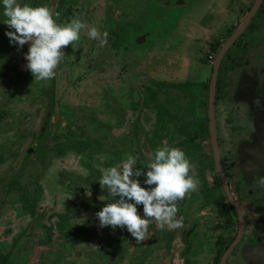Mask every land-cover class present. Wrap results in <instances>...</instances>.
I'll list each match as a JSON object with an SVG mask.
<instances>
[{"label": "rangeland", "instance_id": "1", "mask_svg": "<svg viewBox=\"0 0 264 264\" xmlns=\"http://www.w3.org/2000/svg\"><path fill=\"white\" fill-rule=\"evenodd\" d=\"M18 2L47 6L59 13L58 23L79 17L108 37L100 46L82 31L79 40L64 48L55 69V90L43 84L37 86L39 95L33 76L28 83L21 81L31 73L24 58L29 44H10L8 26L0 21V264H184L172 228L150 220L146 239L138 242L126 228H99L95 216L113 202L100 187L101 168L131 155L146 171L155 149L164 145L181 149L190 162L197 185L185 195L191 209L185 213L177 206V217L202 220L194 235L205 245L198 261L213 264L216 250L229 245L237 230L227 225L229 210L217 205L222 194L208 169L212 151L199 137L201 123L204 128L207 124L199 118L208 102L204 84L212 82L209 61L218 52L212 46L229 39L257 0ZM263 26L264 5L229 56L240 49L259 52ZM227 60L223 67L232 69ZM46 92L54 94V106L39 140L51 109ZM220 99L219 126L226 124L230 132L248 129L247 109ZM101 155L108 157L103 164ZM226 171L232 182L233 174L228 167ZM139 179L142 183L144 177ZM253 201L245 200V207L250 209Z\"/></svg>", "mask_w": 264, "mask_h": 264}, {"label": "clouds", "instance_id": "2", "mask_svg": "<svg viewBox=\"0 0 264 264\" xmlns=\"http://www.w3.org/2000/svg\"><path fill=\"white\" fill-rule=\"evenodd\" d=\"M0 15L4 17L0 21L9 29L5 32L9 43L19 48L29 44L24 58L35 81L55 76V69L65 55V46L79 40L82 31L87 30L88 38L98 40L100 46L107 43V31L101 34L79 17L58 23L59 13L54 14L43 4L34 6L18 0H0ZM253 102L264 109V96L254 98ZM107 158L101 155L98 160L103 164ZM144 166L146 171L137 167L136 158L129 155L115 166L101 168L100 187L107 190L113 202L106 203L95 213L99 228H126L139 242L146 239L150 220H155L161 228L181 226L182 221L177 219V203L197 185L190 175L191 165L186 154L176 147L158 146L153 158ZM82 172L87 174L86 169ZM141 176L144 177L143 186ZM261 183L264 184V176ZM140 205L142 213L138 212Z\"/></svg>", "mask_w": 264, "mask_h": 264}, {"label": "flooded vegetation", "instance_id": "3", "mask_svg": "<svg viewBox=\"0 0 264 264\" xmlns=\"http://www.w3.org/2000/svg\"><path fill=\"white\" fill-rule=\"evenodd\" d=\"M263 5H264V1L262 2L260 8L258 9L255 16L252 18L247 28H249L252 25L254 18L259 13ZM253 8L254 6H252L249 9L246 18L249 16ZM245 19L243 21H245ZM241 24H242L241 21L236 23L234 25L232 34L229 35V39L227 41L225 39V42L216 48L218 52L216 53L214 64L216 62L217 55L219 54L223 46L227 44L231 36L238 30ZM262 30L264 31V26ZM243 34L241 36H243ZM240 37L237 39L235 44L232 45V47L229 49V51L225 55L222 61L221 67H220L218 78H220V75L222 73V77H223L222 83L225 82L223 89L224 91L227 92V94H225V97H223L224 105L233 104V107L235 109L245 107L247 109V112L249 113V119L251 120V123L248 125V129L242 128L241 130H238L236 132H230L229 129H227L226 124L219 126L218 121H217L216 129H217V142H218V146L221 152V161H222L223 169L227 176V180L229 179V174H227L226 167H228L230 173L233 174L234 178H232V182L229 181L230 179L228 180V182H229L232 194L237 204L242 209L245 222H246V230H245L244 236L240 244L241 246L243 244H248V243L255 244V240L251 239L252 231H253V228L255 226L257 219L263 216L264 214V206H263L264 184L261 183V179H259L258 174L256 173L250 174L251 178H247L249 182H246L245 176L241 172L242 160L240 158L241 157L240 156L241 145H243L245 142L246 143L252 142V136L254 135V132H255L254 123H253L254 116H252L253 114L252 109H256L258 108V106L253 102L254 98L258 96H264V47H261L260 51L257 53L251 52L249 50H247L248 52L247 53L243 49H240L238 51L236 50L234 55L230 57L231 55L229 56V53L231 49L237 45V42L240 39ZM221 40H224V38H222ZM226 58L228 59L227 60V64H229L228 66L229 67L231 66L232 69L227 70L225 69V67H223V63ZM228 94L230 96L232 95V97H229ZM218 100H222V99H218ZM217 102H216V107L218 105ZM216 119H217V113H216ZM232 136L235 137L234 141H232ZM202 137L203 136L201 135L200 138ZM203 138L205 141L209 142V146L212 151L211 158L208 161V166L210 165L208 169L213 172L212 180H213L214 188L219 189L222 194L220 196L221 198H219L216 201L217 205H219L218 207L227 208L229 210L231 215H230V218H228L227 216V225L236 226V230H237L236 233L233 234V236L231 237V241L229 245L222 243V245L216 250V257L211 262L213 264H221L224 254L230 248V246L236 241L239 235L240 219H239V214L237 210L231 204V202L229 201L226 195L222 179L219 176V172L216 167L214 145L212 141L210 122H209L208 129L205 131ZM222 148H224L225 150L224 155L222 153L223 151ZM218 178L221 179L222 187L218 186V183H217ZM206 180L208 181V177H206ZM195 194H198V193H195ZM225 196H226V199H225ZM250 197H252L254 201L252 203L251 208L247 209L244 203H245V200H249ZM188 201H189L188 199H186L185 201L181 200L180 202H178L179 204H177L178 208L179 209L183 208L181 209V211H184L185 213H188L189 210L191 209V207H189L190 203H188ZM218 201H222V203ZM231 206L234 208V210L231 208ZM248 210L250 214L248 213ZM198 218L192 217L191 218L192 221H189L187 218V221L184 220V222L181 223L180 227L172 228L176 234L175 241L174 242L172 241V242L173 244L177 243L178 244L177 247H180L179 257L180 256L183 257V255L187 254V256L183 257L184 264H192L198 260H200L201 262V259L203 256L202 252L205 251V245H203V241L201 240V237L198 238L194 236L195 232H197L199 227L202 225V220ZM177 219H181V217L179 216V218L177 217ZM191 243L193 245V249L189 248ZM177 247L176 248L174 247V249L171 251L172 253L169 255V257L171 258V262H172V258L174 257V253ZM239 247L233 251L227 264H246L241 260V257L237 252ZM220 251H224V252L223 254H221L220 260H219ZM169 257H166V258H169ZM200 262L199 264H201Z\"/></svg>", "mask_w": 264, "mask_h": 264}, {"label": "water", "instance_id": "4", "mask_svg": "<svg viewBox=\"0 0 264 264\" xmlns=\"http://www.w3.org/2000/svg\"><path fill=\"white\" fill-rule=\"evenodd\" d=\"M179 4H184L185 0H176ZM264 0H257L254 8L252 9L249 16L245 19L244 22L240 25L238 30L231 36L230 40L223 46L219 54L217 55L216 62L213 67V75H212V82L210 87V100H209V119H210V127L212 133V141L214 145V154H215V161L216 167L219 172V176L222 179L226 195L237 210L240 219V232L236 239V241L230 246V248L224 254L221 264H227L230 256L232 255L233 251L236 250L242 241L246 230V222L242 212L241 207L237 204L229 182L227 180V176L223 169L222 161H221V152L217 142V119H216V102H217V84H218V76L220 72V67L222 61L232 47L233 44L237 41V39L244 33L247 29L249 23L251 22L252 18L257 13L258 9L260 8L262 2ZM58 13V12H57ZM145 39V38H142ZM256 110V111H255ZM252 116L253 123H254V135L252 136V142H245L240 147V158L242 160L241 164V172L245 176L246 182H249L247 178H251L250 174L256 173L258 174L259 179L264 176V109L258 107L256 109H252ZM51 114L48 116L50 117ZM48 121L45 123L42 132L45 133V129L47 127ZM33 150H30V154ZM187 199V198H186ZM184 197V201L186 200ZM180 202V201H179ZM264 206V200H263ZM251 239L255 240V244L248 243L243 244L238 249V254L241 257V260L246 264H264V214L260 218L257 219L255 226L252 231ZM189 248L193 249L192 243L190 244ZM187 256L186 255H183Z\"/></svg>", "mask_w": 264, "mask_h": 264}, {"label": "trees", "instance_id": "5", "mask_svg": "<svg viewBox=\"0 0 264 264\" xmlns=\"http://www.w3.org/2000/svg\"><path fill=\"white\" fill-rule=\"evenodd\" d=\"M33 1H35V3L36 2H38V0H33ZM39 1H41V0H39ZM59 11L60 12H62L63 11V3L61 2V4H60V6H59ZM57 20H58V18H57ZM32 77V75H31V73L30 74H25L24 76H22V78L23 79H21V81H24V82H26V83H28V82H30V78ZM219 80H218V84H217V101H218V99H220V98H222V97H225V93L223 92L224 91V89H222V79H223V77H222V73H221V75H220V78H218ZM35 84H36V88L34 89V92H36V93H38L39 95H40V93L38 92V88H37V86L39 87L40 85H43L44 84V87H49V88H51L53 91L55 90V76L52 78V79H50V80H46V81H37V82H34ZM205 85V87H206V89L208 90V89H210V87H211V83L207 86V84H204ZM46 91V90H45ZM221 92H223V94L221 95ZM47 94H48V92H46ZM48 97H50L51 95L50 94H48L47 95ZM53 106H54V94H53V96H51V109H50V112H49V114H51L52 113V111H53ZM93 122H95V118H90ZM48 121V124L47 125H49V123H50V117L49 116H47L46 117V119H45V123ZM45 123H44V125H45ZM49 127H47V129H48ZM47 131L48 130H46V133H47ZM203 137H204V135H202ZM44 137H45V133L43 134V132L41 131L40 132V134H39V136L37 137L39 140H42V139H44ZM200 137V136H199ZM40 148V147H39ZM121 160V159H120ZM143 162V161H142ZM217 183H218V186H221L222 187V184H221V179L220 178H218L217 179ZM225 199H226V196H225ZM231 208L234 210V208L231 206ZM235 214H236V212H235ZM50 240V239H49ZM46 241H48V240H46ZM42 243H44V241L42 242ZM225 250V249H224ZM223 252L224 251H220V253H219V258H220V256H221V254H223Z\"/></svg>", "mask_w": 264, "mask_h": 264}, {"label": "crops", "instance_id": "6", "mask_svg": "<svg viewBox=\"0 0 264 264\" xmlns=\"http://www.w3.org/2000/svg\"><path fill=\"white\" fill-rule=\"evenodd\" d=\"M245 14V18H246V16H247V13H244ZM234 29V28H233ZM232 34V32L230 33V35ZM225 42V39L224 40H221V43H219L216 47H214V46H212V49L214 48V50H217L216 48L217 47H219L222 43H224ZM215 57H216V51H213L212 53H211V56H210V58H213V59H210V61H209V64L212 66V67H214V59H215ZM212 75H213V68H212ZM211 82L209 81V84H210ZM208 93L209 94H207V98H208V102L207 103H205L204 104V106L200 109V110H202L201 111V113H200V121H202V119L203 120H205L206 119V122H207V124H206V127L204 128V127H201V125H203L202 123H201V125H200V131H203V133L202 134H200L199 136H201V135H204L205 134V131L208 129V126H209V122H210V119H209V98H210V89H208ZM218 104V103H217ZM197 110V109H196ZM191 115L192 114H190L189 115V117L191 118ZM203 128V129H202Z\"/></svg>", "mask_w": 264, "mask_h": 264}, {"label": "built area", "instance_id": "7", "mask_svg": "<svg viewBox=\"0 0 264 264\" xmlns=\"http://www.w3.org/2000/svg\"><path fill=\"white\" fill-rule=\"evenodd\" d=\"M210 59H213V58H210Z\"/></svg>", "mask_w": 264, "mask_h": 264}]
</instances>
